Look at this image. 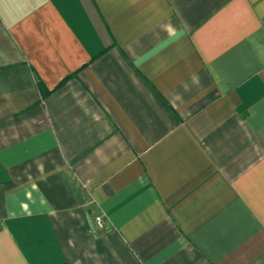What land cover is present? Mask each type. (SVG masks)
I'll return each instance as SVG.
<instances>
[{
  "label": "crops",
  "instance_id": "crops-1",
  "mask_svg": "<svg viewBox=\"0 0 264 264\" xmlns=\"http://www.w3.org/2000/svg\"><path fill=\"white\" fill-rule=\"evenodd\" d=\"M0 264H264V0H0Z\"/></svg>",
  "mask_w": 264,
  "mask_h": 264
},
{
  "label": "built area",
  "instance_id": "built-area-1",
  "mask_svg": "<svg viewBox=\"0 0 264 264\" xmlns=\"http://www.w3.org/2000/svg\"><path fill=\"white\" fill-rule=\"evenodd\" d=\"M96 221L98 224H101L102 223V216L101 215H97L96 216Z\"/></svg>",
  "mask_w": 264,
  "mask_h": 264
}]
</instances>
